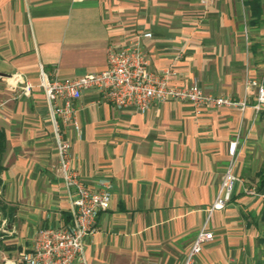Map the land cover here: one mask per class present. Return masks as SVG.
Instances as JSON below:
<instances>
[{
    "label": "crops",
    "instance_id": "1",
    "mask_svg": "<svg viewBox=\"0 0 264 264\" xmlns=\"http://www.w3.org/2000/svg\"><path fill=\"white\" fill-rule=\"evenodd\" d=\"M249 18L244 0H0V214L8 229L0 231V264L29 251L40 228L69 220L43 95L33 88L13 101L3 97L17 92L4 74L20 73L35 85L40 67L60 76L99 71L110 43L149 31L142 43L150 66L171 71L169 83L196 82L251 104L255 90L245 82L262 69L264 7L258 23ZM97 99L85 91L76 103L78 129L63 133L86 185L111 183L109 208L85 238L84 264H183L237 133L239 180L230 203L210 214L213 239L194 264H257L264 237L255 222L241 219V205L249 201L243 210L252 213L251 202L264 192V107L196 113L188 102L165 100L140 112ZM245 169L257 175L256 185L243 183Z\"/></svg>",
    "mask_w": 264,
    "mask_h": 264
},
{
    "label": "built area",
    "instance_id": "2",
    "mask_svg": "<svg viewBox=\"0 0 264 264\" xmlns=\"http://www.w3.org/2000/svg\"><path fill=\"white\" fill-rule=\"evenodd\" d=\"M30 1V0H27ZM151 37L149 31L138 33L121 44L110 43L106 49V67L80 76H60L57 69L39 71V86L44 93L48 116L53 127L58 167L69 200V220L58 225L40 228L29 251L18 260L5 259L1 264H84V241L96 229V217L109 208L111 183L100 179L93 188L81 179L73 165L70 142L64 137V128L78 129L76 103L87 90L98 94V101H107L114 107H132L146 111L153 103L165 100L190 103L199 113L204 108H234L244 111L252 107L258 112L264 107V61L260 75L247 78L246 86L255 90L254 102L246 96L234 98L214 95L204 91L196 82L189 85L172 84L168 81L171 71L157 73L150 66L148 51L143 39ZM10 87L19 88V95H29L33 85L20 73L3 76ZM237 133L228 144L229 160L224 169L213 203L208 209H221L232 197L238 179L234 172ZM248 194L253 190L244 188ZM209 218V217H208ZM208 218L197 231L183 264H194L202 245L213 239L207 229ZM6 220L0 214V231L7 232Z\"/></svg>",
    "mask_w": 264,
    "mask_h": 264
},
{
    "label": "rangeland",
    "instance_id": "3",
    "mask_svg": "<svg viewBox=\"0 0 264 264\" xmlns=\"http://www.w3.org/2000/svg\"><path fill=\"white\" fill-rule=\"evenodd\" d=\"M32 85H33V88H38L41 91V93L43 95V98H44L43 90L39 86V80L37 81V83L35 85L34 84H32ZM16 91L17 92H11V93L8 92L7 94L2 95V96L3 97L5 96L7 98L9 97L12 101L16 100V99L20 98V96H19L20 89L16 88ZM16 93H17V95H16ZM44 101H45V99H44ZM45 105H46V103H45ZM46 118L49 119L47 115H46ZM225 167H226V165H225ZM225 167H224V169H225ZM223 172H224V170H223ZM223 172H222V175H223ZM243 172H246L248 174V178L247 179H243V183L244 184H248V186H252V185H256L257 184V180H256L257 179L256 178L257 175H254V174L252 175V173H248L246 171V169ZM222 175H221V178H222ZM221 178H220V181H221ZM220 181H219V184H220ZM219 184H218V187H219ZM254 198H255V200H253L251 202V205H254L253 208H252V213H250L249 211L247 212V211L243 210V208L246 207L247 204H249V201L242 203V205H241V219L243 221H248V222H253V223L255 222L254 224H256V227H257V235H259L258 237L260 238V237H264V220H262L260 218L261 216H260V213H259V209H260L262 203L264 202V192H261L260 195H257ZM254 198H252V199H254ZM230 201L226 205H224V207H226L230 203ZM212 203H213V201H212ZM207 218H208V223H209V220L211 219V216L209 215L208 212H207L206 219ZM257 247H258L257 248V252H256V257L258 259L257 264H264V241L257 243Z\"/></svg>",
    "mask_w": 264,
    "mask_h": 264
},
{
    "label": "trees",
    "instance_id": "4",
    "mask_svg": "<svg viewBox=\"0 0 264 264\" xmlns=\"http://www.w3.org/2000/svg\"><path fill=\"white\" fill-rule=\"evenodd\" d=\"M244 2L249 6L250 8V18L249 23L256 24L259 22V18L263 12L264 7V0H244ZM1 138V135H0ZM2 139H0L1 142ZM2 143V142H1ZM2 150V149H0ZM264 183V179L262 180L261 186ZM260 218L264 220V203L260 210Z\"/></svg>",
    "mask_w": 264,
    "mask_h": 264
},
{
    "label": "water",
    "instance_id": "5",
    "mask_svg": "<svg viewBox=\"0 0 264 264\" xmlns=\"http://www.w3.org/2000/svg\"><path fill=\"white\" fill-rule=\"evenodd\" d=\"M6 76V74H4Z\"/></svg>",
    "mask_w": 264,
    "mask_h": 264
}]
</instances>
